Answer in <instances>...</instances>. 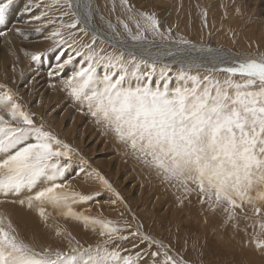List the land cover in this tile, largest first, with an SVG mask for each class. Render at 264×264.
I'll return each instance as SVG.
<instances>
[{
    "label": "snow or ice",
    "instance_id": "6c2138e0",
    "mask_svg": "<svg viewBox=\"0 0 264 264\" xmlns=\"http://www.w3.org/2000/svg\"><path fill=\"white\" fill-rule=\"evenodd\" d=\"M13 3L0 0V26L10 23ZM35 7L66 9L59 26L45 37L58 53L49 77L60 76L71 66L62 84L73 101L86 106L97 124L112 132L164 182L185 194L197 193L199 203L207 204L213 213L222 209L224 225L233 222L237 228V210L244 219L250 210L256 217L250 226L256 231L245 246L254 245L264 254V52L236 59L180 37L173 43L183 48L170 51L169 56L182 57L192 50L201 55L182 57L171 76L172 66L163 64L157 75L156 59L137 58L131 52L126 59L122 51L102 55L103 49L97 51L94 45L97 39L103 40L95 33L91 43L75 39L76 32L71 30L87 35L91 26L92 5L86 0H41ZM119 7L124 18L117 17V23L134 44L147 43L149 36L169 40L171 28L168 34L161 31L154 12L137 10L129 0H119ZM64 16H71V22L65 23ZM44 17L49 24L56 23L48 11L32 19ZM202 17L207 27V12ZM108 28L119 37L115 25L109 23ZM6 35L0 30V36ZM26 55L39 61L43 54ZM100 67L105 69L103 75L98 73ZM74 162L78 164L75 176L94 177L112 194V204L127 208L105 177L95 169L89 171L88 161L79 152L47 130L42 120L37 122L12 89L0 85V195L15 196L11 203L34 210L57 241L55 246L26 241L11 217L0 212V264H193L169 244L145 233L142 224L133 227L126 220L93 216L91 209L77 210L75 206L87 204L97 194L83 195L67 180ZM49 219L72 221L99 240L84 247L70 230L59 223L50 225ZM126 243L131 248L124 247ZM186 246L187 240L185 251Z\"/></svg>",
    "mask_w": 264,
    "mask_h": 264
},
{
    "label": "rangeland",
    "instance_id": "374dc122",
    "mask_svg": "<svg viewBox=\"0 0 264 264\" xmlns=\"http://www.w3.org/2000/svg\"><path fill=\"white\" fill-rule=\"evenodd\" d=\"M40 2L41 0H14L9 9L10 23L6 28L0 26V30L8 34L0 36V85L12 89L17 94L18 102L34 114L37 122L42 120L47 130L79 152L80 156L88 161V170L95 169L105 177L127 205L125 208L119 202L112 204L114 197L109 191L101 188L94 177L85 179L84 173L75 176L78 164L74 162L67 180L83 195L97 194L87 204L75 206L77 210L91 209L93 216L102 215L115 221L126 220L133 227L136 223L142 224L145 233L169 244L175 252L181 253L193 264H264V254L257 251L254 245L245 246L256 231L250 226L256 219L250 210H247L248 219H244L237 210V228L232 227L233 222L224 225L226 214L222 209L209 213L208 205L199 203L197 193L185 194L178 187L164 182L153 169L144 165L126 149L112 132L97 124L86 106L81 107L79 103L73 101L62 84V80L73 70L71 66L62 75L49 77L48 73L56 64L55 57L58 53L51 50L52 42L45 37L54 27L59 26L60 15L66 9L49 10L35 7V4ZM86 2L92 5L91 25L98 31V35L133 43L117 23V17L124 18L123 12L111 11L110 16L101 7H96L97 0ZM129 2L135 5L137 10L154 12L161 21V31L165 34H168L167 30L171 28L169 40L163 41L158 38L153 40L149 36L147 43L159 41L162 44H175L173 41L183 36L192 44L201 41L203 45L219 49L232 57L239 58L264 52V0H129ZM44 3H51V0H44ZM41 11H48L49 16L56 19V23L49 24L48 17L39 21L33 20L32 17L39 15ZM203 12H207V27H204ZM71 19V16L63 17L65 23L71 22ZM109 23L116 26L120 33L119 37L108 28ZM37 28L40 31H37ZM71 31L76 32V40L91 43L93 33L90 30L87 35L78 29ZM67 33L68 30H64L65 36ZM177 35H180L179 38ZM30 42L34 45L29 44ZM27 47L30 48L26 49ZM94 47L97 51L103 49L102 55L108 53L119 55L121 52L112 43L104 40L101 43L100 39H97ZM158 50L165 55L170 51L176 52L171 47H160ZM26 53L43 55L39 61H33L31 55ZM190 54L184 53L186 57ZM125 58L127 59L126 53ZM163 64L165 63L162 61L157 62V75ZM171 66L170 76L179 69V66ZM104 72L103 67L98 69L100 75ZM170 83L174 84L175 81ZM26 195L27 193H24L19 198L23 199ZM0 197V202H3L0 203V212H6L11 217L13 224L26 241L35 242L37 246L56 245L53 231L44 226L34 210L11 203L17 199L15 196ZM133 215L136 217L135 223L132 222ZM26 220L28 222H25ZM48 223L63 225L84 247L95 245L99 240L90 231L86 232L81 225L72 221L49 219ZM124 247L131 248V244L126 243ZM145 247L146 245H141V249Z\"/></svg>",
    "mask_w": 264,
    "mask_h": 264
},
{
    "label": "bare ground",
    "instance_id": "6f19581e",
    "mask_svg": "<svg viewBox=\"0 0 264 264\" xmlns=\"http://www.w3.org/2000/svg\"><path fill=\"white\" fill-rule=\"evenodd\" d=\"M119 0H97V3H96V7H101L102 10H104V12H106L107 14H109L111 16L112 14V8H113V3L116 4V10L115 11H118V12H122L121 8L119 7ZM173 2V1H172ZM94 4V3H93ZM203 7V6H202ZM178 8V7H177ZM174 9V8H173ZM172 9V10H173ZM183 10V8H182ZM179 13L181 14V12L179 11ZM183 13V11H182ZM184 13H185V9H184ZM176 15V14H175ZM178 16V15H177ZM182 16V14H181ZM181 18V17H180ZM182 19V18H181ZM208 19V18H207ZM173 20V19H172ZM185 21V20H183ZM183 23V22H182ZM171 24V22H170ZM19 26V25H18ZM17 26V27H18ZM32 26V25H31ZM180 26H181V23H180ZM183 26V25H182ZM21 27V25L19 26ZM18 27V29H19ZM187 27V26H186ZM185 27V28H186ZM13 28V27H12ZM25 29V26L23 27ZM176 28V27H174ZM188 29V27H187ZM21 30V28H20ZM23 30V29H22ZM28 30V29H27ZM92 33H95L98 35V31H95L96 29L91 25L90 26V29H89ZM8 35V34H7ZM178 36V35H177ZM180 36V35H179ZM178 36V38H179ZM98 37L102 38V40L108 42V43H112V45L115 47V48H118L120 49L122 52L128 54V53H135V55L137 57H143L144 59L146 60H152V59H156L157 62H164L165 64H170V65H176V66H179L180 67V59L183 57V58H187L184 53L182 54V57H174V56H169V55H165V54H162V52H160L158 49H160V47H171L172 49H174L176 52L178 49H182L183 46L181 45H175V44H162L161 42H153V43H144V44H134V43H128L127 41H120V40H114V39H109V38H104L102 37L101 35H98ZM183 37V36H182ZM185 38V37H183ZM208 38V37H207ZM101 40V39H100ZM200 40V39H199ZM23 44V43H22ZM28 43L26 42V45ZM29 44H32L31 42ZM10 45V44H9ZM25 45V44H24ZM25 45V46H26ZM34 45V43L32 44ZM40 45V44H39ZM194 45H197V46H200V45H203L202 42L200 41L199 43H194ZM20 46V45H19ZM31 46V45H30ZM23 47V46H22ZM34 47V46H33ZM3 48V47H2ZM17 48V47H16ZM20 48V47H19ZM30 48V47H29ZM28 47L26 49H29ZM5 49V48H3ZM21 49V48H20ZM23 49V48H22ZM2 51V50H1ZM4 52V51H3ZM175 52V53H176ZM222 52V51H221ZM191 56L193 57H199L201 54L198 53V52H195V50H192L190 52ZM224 55H226L224 52H222ZM227 56V55H226ZM229 57H232V56H229ZM54 58V57H53ZM236 59H242L244 57H234ZM56 60V59H55ZM55 60L54 61V64H55ZM53 63V62H52ZM54 66V65H53ZM52 66V67H53ZM1 198V197H0ZM209 213H212L211 211ZM209 215V214H208ZM213 217V216H212ZM25 222H28L27 220Z\"/></svg>",
    "mask_w": 264,
    "mask_h": 264
}]
</instances>
